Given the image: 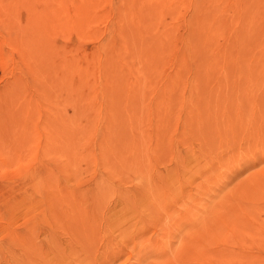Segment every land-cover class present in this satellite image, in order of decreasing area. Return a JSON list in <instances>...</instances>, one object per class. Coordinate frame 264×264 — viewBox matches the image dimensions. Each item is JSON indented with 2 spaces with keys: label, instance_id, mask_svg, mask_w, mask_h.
I'll list each match as a JSON object with an SVG mask.
<instances>
[{
  "label": "rangeland",
  "instance_id": "rangeland-1",
  "mask_svg": "<svg viewBox=\"0 0 264 264\" xmlns=\"http://www.w3.org/2000/svg\"><path fill=\"white\" fill-rule=\"evenodd\" d=\"M48 262L264 264V0H0V264Z\"/></svg>",
  "mask_w": 264,
  "mask_h": 264
},
{
  "label": "bare ground",
  "instance_id": "bare-ground-1",
  "mask_svg": "<svg viewBox=\"0 0 264 264\" xmlns=\"http://www.w3.org/2000/svg\"><path fill=\"white\" fill-rule=\"evenodd\" d=\"M23 249H24V248H23ZM22 253H23V252H22ZM25 256H26V255H25ZM25 256H24V257H25ZM66 259H67V258H66ZM46 264H49V262H48V263H46Z\"/></svg>",
  "mask_w": 264,
  "mask_h": 264
}]
</instances>
